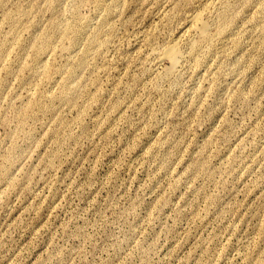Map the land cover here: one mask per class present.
Listing matches in <instances>:
<instances>
[{
	"label": "rangeland",
	"instance_id": "1",
	"mask_svg": "<svg viewBox=\"0 0 264 264\" xmlns=\"http://www.w3.org/2000/svg\"><path fill=\"white\" fill-rule=\"evenodd\" d=\"M0 264H264V0H0Z\"/></svg>",
	"mask_w": 264,
	"mask_h": 264
},
{
	"label": "bare ground",
	"instance_id": "2",
	"mask_svg": "<svg viewBox=\"0 0 264 264\" xmlns=\"http://www.w3.org/2000/svg\"><path fill=\"white\" fill-rule=\"evenodd\" d=\"M192 20L198 21L199 18L198 16H194ZM200 32H201L200 34L201 39H204L206 37L207 27L203 23H200ZM161 55L163 58L169 60L171 62V65H175L179 61L180 56H181L180 52L178 51L177 46L175 45L166 47L162 51Z\"/></svg>",
	"mask_w": 264,
	"mask_h": 264
}]
</instances>
